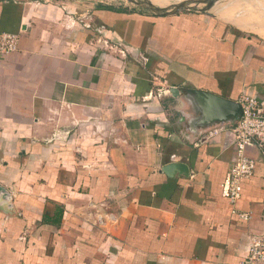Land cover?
<instances>
[{
  "label": "crops",
  "instance_id": "1",
  "mask_svg": "<svg viewBox=\"0 0 264 264\" xmlns=\"http://www.w3.org/2000/svg\"><path fill=\"white\" fill-rule=\"evenodd\" d=\"M237 5L0 0V33L19 37L0 61V264H245L264 243V147L248 150L245 222L222 190L231 127L195 130L193 105L169 93L264 109V17Z\"/></svg>",
  "mask_w": 264,
  "mask_h": 264
},
{
  "label": "built area",
  "instance_id": "2",
  "mask_svg": "<svg viewBox=\"0 0 264 264\" xmlns=\"http://www.w3.org/2000/svg\"><path fill=\"white\" fill-rule=\"evenodd\" d=\"M19 37L15 34L0 33V61L18 49ZM242 108L240 119L231 127L234 145V162L222 184L223 193L232 206V212L240 220L248 222L249 213L238 212L235 205L241 197L242 182L248 179L254 170V161L248 155L253 147H264V109L252 95L245 94L237 101ZM245 264H264V243L252 238Z\"/></svg>",
  "mask_w": 264,
  "mask_h": 264
},
{
  "label": "water",
  "instance_id": "3",
  "mask_svg": "<svg viewBox=\"0 0 264 264\" xmlns=\"http://www.w3.org/2000/svg\"><path fill=\"white\" fill-rule=\"evenodd\" d=\"M141 6L154 15H173L178 12L197 11L206 13L215 0H185L167 8L157 7L151 2L140 0L139 2L129 0ZM203 5V9H196L195 6ZM169 93L177 98L183 96L193 105L197 117L195 119V130H209L218 126H232L242 115L241 105L234 100L223 98L208 91L196 89H182L171 87ZM194 130V131H195ZM163 172L172 176L175 172L187 177L189 171L182 163H170L163 168ZM3 189H0V192Z\"/></svg>",
  "mask_w": 264,
  "mask_h": 264
},
{
  "label": "rangeland",
  "instance_id": "4",
  "mask_svg": "<svg viewBox=\"0 0 264 264\" xmlns=\"http://www.w3.org/2000/svg\"><path fill=\"white\" fill-rule=\"evenodd\" d=\"M55 1L68 2L69 0H55ZM94 1H115L118 4L126 5L133 9H142L143 11L150 13V11L142 8L141 6H138L137 4L130 2L129 0H94ZM133 1L139 2L140 0H133ZM146 1L153 3L157 7L167 8V7H170L172 5H175L185 0H146ZM212 3L213 5L207 10L208 11L207 13H211L210 11L213 12L215 9H218V8H225L227 7L228 4L232 3V4H238L236 8L237 7L240 8V10H242L243 12L244 11L245 12L248 11L251 13L256 12L259 15L262 14V16L264 17V0H215ZM195 8L203 9L204 6L198 5V6H195ZM184 11H187V10H184Z\"/></svg>",
  "mask_w": 264,
  "mask_h": 264
}]
</instances>
